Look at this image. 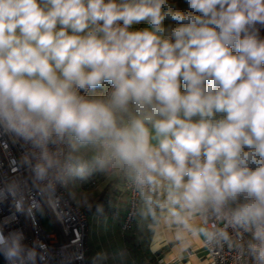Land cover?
I'll return each mask as SVG.
<instances>
[{
    "label": "clouds",
    "instance_id": "1",
    "mask_svg": "<svg viewBox=\"0 0 264 264\" xmlns=\"http://www.w3.org/2000/svg\"><path fill=\"white\" fill-rule=\"evenodd\" d=\"M182 4L0 0V129L41 150L38 179L49 145L89 147L146 215L210 238L226 220L264 264V0ZM20 241L0 233L10 264L34 257Z\"/></svg>",
    "mask_w": 264,
    "mask_h": 264
},
{
    "label": "built area",
    "instance_id": "2",
    "mask_svg": "<svg viewBox=\"0 0 264 264\" xmlns=\"http://www.w3.org/2000/svg\"><path fill=\"white\" fill-rule=\"evenodd\" d=\"M47 151L49 155L55 154L59 163L49 169L45 178L38 179L34 169L44 163L41 150L14 133L0 129V233L5 237L11 233L21 236L25 255L34 253L24 264H93L87 258L88 213L77 206L68 193V182L74 175V147L65 141L49 145ZM125 186L128 209L121 227L128 231L142 198L129 178ZM46 214L55 223L54 232L44 228L42 219ZM206 227L215 233L211 238H204L212 264H252L246 249L248 233L214 217L207 218ZM221 229L227 232V239L219 234ZM0 253L10 264L4 252Z\"/></svg>",
    "mask_w": 264,
    "mask_h": 264
},
{
    "label": "crops",
    "instance_id": "3",
    "mask_svg": "<svg viewBox=\"0 0 264 264\" xmlns=\"http://www.w3.org/2000/svg\"><path fill=\"white\" fill-rule=\"evenodd\" d=\"M180 6L183 7L182 0ZM100 91L102 93L103 89ZM74 152V175L69 179L68 193L77 206L88 210L87 258L93 264H212L204 244L205 235L178 232L174 226H168L163 220H154L149 215L146 216L152 221L147 225L150 235L146 247L129 248L125 240L126 232L121 227L123 217L109 208L114 204L112 199L108 201V208L98 204L107 185L126 188L125 182L116 179L128 177L117 169L101 168L89 147L76 146ZM123 201H127V198L118 197L116 203ZM142 205L144 207V202ZM195 223L200 225L199 220Z\"/></svg>",
    "mask_w": 264,
    "mask_h": 264
},
{
    "label": "trees",
    "instance_id": "4",
    "mask_svg": "<svg viewBox=\"0 0 264 264\" xmlns=\"http://www.w3.org/2000/svg\"><path fill=\"white\" fill-rule=\"evenodd\" d=\"M260 36L261 38H264V29H261L260 31ZM101 93L100 89H97L95 93H92L91 95L99 94ZM127 179H116V181H121V183L126 182ZM111 185V183H110ZM113 192V193H112ZM118 197L120 198H127V201H123L120 203H116V200H118ZM109 199H112L113 205L109 208L112 210H116L120 216H122V220L125 217V214L128 209V191L124 187H109L107 185L104 189L103 192L101 193L100 199L98 200V204L101 203V205L106 206L108 208L107 204ZM124 203V205H122ZM143 200H141V204L137 213V216L133 222L132 227L128 230L125 231L126 236L125 240L128 243L129 248H136V247H141V245L145 248L147 240L149 239L150 235V229H147L148 223L152 221L151 218H147L146 216V209L142 205ZM117 204V205H116ZM92 210V207L90 208ZM124 209V212H123ZM87 213L88 210L86 209ZM122 223V221H121ZM146 241V242H145Z\"/></svg>",
    "mask_w": 264,
    "mask_h": 264
},
{
    "label": "rangeland",
    "instance_id": "5",
    "mask_svg": "<svg viewBox=\"0 0 264 264\" xmlns=\"http://www.w3.org/2000/svg\"><path fill=\"white\" fill-rule=\"evenodd\" d=\"M42 222H43V225L46 231H49V232L55 231L56 229L55 223L49 214H46L45 216H43ZM92 251L94 252V250L92 249V240H91V255H92Z\"/></svg>",
    "mask_w": 264,
    "mask_h": 264
},
{
    "label": "water",
    "instance_id": "6",
    "mask_svg": "<svg viewBox=\"0 0 264 264\" xmlns=\"http://www.w3.org/2000/svg\"><path fill=\"white\" fill-rule=\"evenodd\" d=\"M0 264H7L1 253H0Z\"/></svg>",
    "mask_w": 264,
    "mask_h": 264
}]
</instances>
